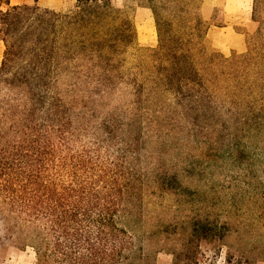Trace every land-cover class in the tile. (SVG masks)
<instances>
[{
    "label": "trees",
    "instance_id": "trees-1",
    "mask_svg": "<svg viewBox=\"0 0 264 264\" xmlns=\"http://www.w3.org/2000/svg\"><path fill=\"white\" fill-rule=\"evenodd\" d=\"M116 1L77 0L61 14L0 0V244L31 248L38 264H147L124 224L128 200L147 179L151 138L160 164L169 139L191 140L212 150L204 159L231 161L259 202L254 247L237 251L254 262L247 254L264 242V0H252L246 51L229 57L207 48L199 0H139L156 43L130 59L135 28ZM153 172L162 188L178 184L163 166ZM219 218L191 221L197 246L238 233Z\"/></svg>",
    "mask_w": 264,
    "mask_h": 264
},
{
    "label": "rangeland",
    "instance_id": "rangeland-1",
    "mask_svg": "<svg viewBox=\"0 0 264 264\" xmlns=\"http://www.w3.org/2000/svg\"><path fill=\"white\" fill-rule=\"evenodd\" d=\"M38 0H12V3L36 5ZM77 0H43L36 5L41 9H50L64 14L73 10ZM200 17L207 25L205 44L208 49L217 51L213 40L209 36L222 26H230L241 35L244 44L243 51L232 52L242 54L246 51V37L252 35L257 25L251 21L252 0H241L238 16L226 18L223 12L225 0H199ZM115 6L121 8L130 17L135 28V45L128 51L129 59L135 55L140 47L153 46L156 43L154 21L149 9L142 7L139 0H117ZM47 7V8H45ZM50 7V8H48ZM247 15V20L243 17ZM243 16V17H242ZM143 27V28H142ZM143 32V33H142ZM143 34V35H142ZM3 43L0 41V63L3 53ZM220 53V52H218ZM221 54V53H220ZM222 55V54H221ZM103 114L100 112L97 116ZM151 138V137H150ZM149 142V159L145 164L147 179L129 198L133 214L124 220V224L134 237L137 247L147 256V264H244L239 262L242 249L252 250L253 244L248 236L253 233L260 223L257 219L259 202L252 200L250 193L245 194L242 186L237 183L241 174L231 171V161L227 158L204 159L201 153L209 151L208 145L184 140V143L169 139V146L161 164L153 155L155 142ZM152 153V155H150ZM156 165L163 166L167 175L176 176V184L172 189L162 188L156 183L154 173ZM209 167L205 169V167ZM263 173V169H260ZM153 173V174H152ZM262 173L256 172V178ZM252 181L251 175L248 176ZM235 180V181H234ZM264 184V180H261ZM239 187V188H238ZM250 195V196H249ZM223 200V205L216 203ZM225 209L228 216L220 213ZM236 212V210H238ZM209 213L214 218L220 215L218 224L225 222L233 229L232 233L222 242L209 244L199 243L198 246L190 237L191 221L202 214ZM237 213V216L235 214ZM247 230L251 232H246ZM264 240V239H263ZM197 246V247H196ZM264 242L255 252H247L249 259L254 262L248 264H264ZM228 247V248H226ZM229 251V252H228ZM0 264H38L33 250L17 248L10 244H0ZM134 264V263H133Z\"/></svg>",
    "mask_w": 264,
    "mask_h": 264
},
{
    "label": "crops",
    "instance_id": "crops-1",
    "mask_svg": "<svg viewBox=\"0 0 264 264\" xmlns=\"http://www.w3.org/2000/svg\"><path fill=\"white\" fill-rule=\"evenodd\" d=\"M42 1L43 0H38L36 2V5L42 4ZM16 5L20 4H13L12 0H9L10 7ZM241 8H243L241 0H225V4L223 5L224 16L228 18L230 16L237 15V17L241 18L240 15L238 16V13L240 12ZM243 19L247 20V15L244 16ZM209 36L212 38L216 50H218V52H220L224 56L230 55L232 52L239 53L243 51L244 44L241 39V35L234 31V29L230 26L226 25L219 27L214 31H210Z\"/></svg>",
    "mask_w": 264,
    "mask_h": 264
},
{
    "label": "bare ground",
    "instance_id": "bare-ground-1",
    "mask_svg": "<svg viewBox=\"0 0 264 264\" xmlns=\"http://www.w3.org/2000/svg\"><path fill=\"white\" fill-rule=\"evenodd\" d=\"M143 28V27H142ZM143 33V32H142ZM143 35V34H142Z\"/></svg>",
    "mask_w": 264,
    "mask_h": 264
}]
</instances>
